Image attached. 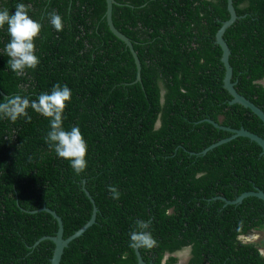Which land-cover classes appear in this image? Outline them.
Instances as JSON below:
<instances>
[{"label":"trees","instance_id":"16d2710c","mask_svg":"<svg viewBox=\"0 0 264 264\" xmlns=\"http://www.w3.org/2000/svg\"><path fill=\"white\" fill-rule=\"evenodd\" d=\"M115 26L134 44L135 59L109 29L106 0H22L41 32L40 63L17 76L0 56V102L14 94L36 100L56 84L72 92L63 126L78 125L88 144L77 174L49 149V120L0 119V264H51L57 212L68 238L96 222L65 249L61 264H139L130 232L149 224L157 245L139 248L152 264H264L260 246L241 236L264 230V156L255 141L232 136L210 121L264 136L250 109L231 104L224 87L223 51L216 34L230 18L228 0H116ZM21 0H0L14 13ZM238 20L224 38L238 92L264 110V0H234ZM55 11L62 31L50 24ZM0 29V54L9 36ZM161 122L158 127L157 124ZM118 188L115 200L108 186ZM89 192V194H88ZM43 239V240H42ZM167 254L171 256L165 260Z\"/></svg>","mask_w":264,"mask_h":264},{"label":"clouds","instance_id":"9594fccd","mask_svg":"<svg viewBox=\"0 0 264 264\" xmlns=\"http://www.w3.org/2000/svg\"><path fill=\"white\" fill-rule=\"evenodd\" d=\"M30 5L19 2L15 5L14 13L7 8H0V29H5L9 36L0 56H7L9 70L20 76L26 69H36L40 58L36 52L35 40L39 37L42 25L30 14ZM50 24L56 31H62L63 18L55 11L48 13ZM72 92L67 85L56 84L51 92L41 93L36 100L28 96L14 94L0 102V119L16 122L24 117L31 119L27 109L31 107L49 120V130L45 136L48 147L56 155L70 163L75 173H83L87 168L88 144L78 125L70 129L63 126L66 104L71 101ZM113 199L120 198V192L113 185L108 186ZM130 246L137 248H154L158 241L149 230V224L137 220L135 230L130 232Z\"/></svg>","mask_w":264,"mask_h":264},{"label":"water","instance_id":"95a60500","mask_svg":"<svg viewBox=\"0 0 264 264\" xmlns=\"http://www.w3.org/2000/svg\"><path fill=\"white\" fill-rule=\"evenodd\" d=\"M106 3H107L106 20H107L108 27L111 30V32L117 38H119L121 41H123L127 45V47L131 50L133 57L135 59L137 70H138L137 81H142L141 61H140V58L138 56V53L136 52V50L134 48V44L131 41V39L128 38L125 34H123L114 24V20H113L114 5L118 4V2L116 0H106ZM228 11L230 13V18L227 21L223 22L221 28L218 30V32L216 34V43L221 47V49L223 51V55H222L221 60H222V63L225 67L224 87L232 96V100L230 102L231 104H240L243 107L250 109L264 123V110L262 108H260L259 106H257L255 103H253L251 100H249L247 97L240 94L238 92V90L236 89V82H233L234 68L230 62V56L232 54V51L230 49L228 42L224 38V35H225L226 31L228 30V28H230L239 18L237 11H236V8L234 6V0H228ZM262 83L264 84V81H262ZM210 122L213 123L216 127H219L223 130L231 132L232 136L214 143L213 145H211L210 147L205 149L201 153L202 155H205L208 151L213 150L214 148H216L222 144H225L231 140H234L238 137H245V138H249L252 141L257 142L262 147V149H263L262 155L264 156V136H260L254 132H251L244 127L240 128V129H234L231 127L222 126V125H220L214 121H210ZM160 125H161V122H159L157 124L158 127ZM88 194H89V192H88ZM250 196H256V197H258L264 201V191H262L260 189H257L255 191L245 192L235 200H229L226 197H219V198L224 200L225 203L227 205H229V204L242 203L244 201V199H246ZM41 210H46V211L50 212L57 219V221L59 223V230L57 232V235L56 236H46L43 239H50L55 243V249H54L53 257L51 259V264H61L64 251L69 246V244L74 239L82 236L86 232V230L96 222V216H97L98 209L95 206L94 211H93V216L87 222V224H85L82 228H80L78 231H76L73 235L69 236L68 238L64 237V231H65L64 223H63L62 218L57 214V212L54 210H51L50 208H47V207H44ZM252 233H253V231L248 235L241 236V240L243 242H247V241L253 242L254 235ZM135 249H136V254L138 256L139 264H152V263H147L144 260L139 248L135 247ZM190 250H191V247H187L185 249V253L188 254ZM262 252H264V251H262ZM178 254H180V255H178ZM178 254L177 255L179 257H181L182 253L180 252ZM170 256H171L170 254H167L165 257V260H167ZM186 262H187V258L180 260L178 264H186Z\"/></svg>","mask_w":264,"mask_h":264},{"label":"rangeland","instance_id":"374dc122","mask_svg":"<svg viewBox=\"0 0 264 264\" xmlns=\"http://www.w3.org/2000/svg\"><path fill=\"white\" fill-rule=\"evenodd\" d=\"M252 234L254 235L253 243L258 244L261 248H264V230H254ZM181 253L182 255L180 260L186 259V256H184L185 251H182Z\"/></svg>","mask_w":264,"mask_h":264},{"label":"flooded vegetation","instance_id":"af4514ba","mask_svg":"<svg viewBox=\"0 0 264 264\" xmlns=\"http://www.w3.org/2000/svg\"><path fill=\"white\" fill-rule=\"evenodd\" d=\"M262 83V82H261ZM263 84V83H262ZM254 231V230H253ZM240 240H241V237H240ZM185 251V250H184ZM260 251H261V253L264 255V252H262V251H264V248H261L260 247ZM180 253V252H179ZM178 254V253H177ZM176 254V256L179 258V260H180V257L178 256ZM184 256H187L186 258H187V262H186V264L189 262V260H190V258H191V250L189 251V253L187 254V253H184ZM189 256V257H188Z\"/></svg>","mask_w":264,"mask_h":264}]
</instances>
